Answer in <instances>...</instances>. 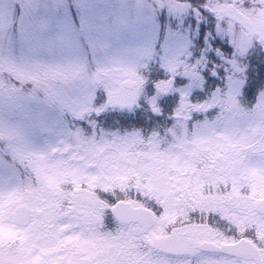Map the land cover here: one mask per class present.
Returning <instances> with one entry per match:
<instances>
[{
	"label": "rangeland",
	"instance_id": "374dc122",
	"mask_svg": "<svg viewBox=\"0 0 264 264\" xmlns=\"http://www.w3.org/2000/svg\"><path fill=\"white\" fill-rule=\"evenodd\" d=\"M207 1L214 2L220 44H238L222 94L214 77L227 58L222 51L209 58L213 43L207 38L215 39L213 30H205V48L189 63L192 33L199 34L191 28L201 14L198 1L0 0V264H87L115 244L137 254L140 264H161L172 239L182 238L181 229H164L181 217L177 211L184 204L190 211H215L214 223L237 236L245 233V224L251 232L258 227L254 237L263 246L264 261V215L255 210L264 198V86L255 98L245 95L246 68L240 61L253 43L264 57V0L242 9L234 4L239 0ZM162 16L168 27L160 42ZM157 45L162 46L160 71L150 90L144 73L158 63ZM209 63L215 66L210 92L204 82ZM127 79L137 86L123 87ZM204 91L211 93L206 100ZM142 104L154 113L147 121L158 130L144 133V122L129 114L96 116ZM161 107L168 113L164 120L157 119ZM86 112L92 115L85 116L80 130L76 120ZM8 155L25 160L24 171L35 170L40 186L22 181L19 170L6 162ZM235 160L242 162L238 174L232 171ZM233 185L235 190L212 196L197 189ZM115 188L120 189L111 194L115 199L131 197L155 211L157 224L148 234L131 225L114 229L124 235L119 243L97 236L94 225L105 204L101 195ZM20 205L41 216L34 215L27 227L14 224L11 213ZM74 226L79 230L71 231ZM82 227L89 231L84 237Z\"/></svg>",
	"mask_w": 264,
	"mask_h": 264
},
{
	"label": "flooded vegetation",
	"instance_id": "af4514ba",
	"mask_svg": "<svg viewBox=\"0 0 264 264\" xmlns=\"http://www.w3.org/2000/svg\"><path fill=\"white\" fill-rule=\"evenodd\" d=\"M199 189V188H197ZM231 191L235 190L234 187H221V188H208V194L206 196H212L213 194H219L217 191ZM199 212L201 208H196ZM214 214L208 212L207 214L198 213L196 217L182 218L181 223L170 225V227H180L174 229H181V237L173 238L174 234H171V248L167 250L162 257L161 264H254L252 260H246L243 258H237L228 254L216 251L212 248H208L206 244H215L217 246H223L226 244H233L245 237H239L227 230V228L214 223V218L205 217L213 216ZM120 226L121 230L125 225L120 224L115 219H111L110 222L107 219L100 218L99 222L94 225V231L97 236L102 240L105 238H117V242L123 240L124 235L115 234L114 229ZM156 227V226H155ZM154 227V228H155ZM220 229H219V228ZM84 234H80L84 237L88 234V228L84 227ZM221 230V231H220ZM171 229L168 230L169 233ZM222 235H220V233ZM233 237V239L228 238ZM249 241L251 239L247 237ZM246 238V239H247ZM252 242V241H251ZM94 251H86L84 253H93ZM103 254V258L101 256ZM141 255V254H140ZM99 256L100 259L93 262V258ZM87 264H140V259L137 254L133 252L124 251L118 244H115L113 249L100 251L96 255H92L87 260ZM147 264V262H144Z\"/></svg>",
	"mask_w": 264,
	"mask_h": 264
},
{
	"label": "trees",
	"instance_id": "16d2710c",
	"mask_svg": "<svg viewBox=\"0 0 264 264\" xmlns=\"http://www.w3.org/2000/svg\"><path fill=\"white\" fill-rule=\"evenodd\" d=\"M195 1H198L197 4H199V6H200L201 14H200L199 19H195L191 25L192 29L199 30V34L196 37L194 36V33H192V38H191L192 46L189 49V52L192 54L191 63L193 62V60L196 61L199 59L201 50L203 48H205V39L203 38L205 35V30H213L212 32L215 33V35H212V36H215V39L211 36H209L207 38L210 42L213 43L211 45V47H212L211 51L209 52V58L215 59L219 51H222L227 58L224 60L225 63L220 62V64L218 65V68H219L218 73H217L218 76L214 77L215 79H217L219 81V86H220V91H221L219 93L222 94V91H223L222 83H223V78H224V74H225V69L227 66L229 67L228 61H231L233 59H237V57H238V44H236L234 46H228L229 45L228 41L220 44L219 35H222V34L220 32L215 31V28H213L216 20L214 19V17H212L211 5L214 2H209L207 0H195ZM254 1L255 0H239L237 3H234V4L237 5V8L242 9V7H248L251 4V2L253 3ZM216 3H221V2L218 1ZM257 3H259V2L258 1L254 2V4H257ZM167 22H168L167 17L162 16L161 17V25L159 26V35H158V38L159 37L161 38L158 40L160 42H163L164 38L166 37L167 27H168ZM185 22L188 23L187 21H185ZM232 37H233L232 39L235 40V37H238L237 33L233 34ZM226 40H228V39H226ZM161 49H162V46L157 45L154 60L158 61V64H156V62L151 64V67H152L151 72L148 75L150 83H154L157 81V79H155L154 75L156 73V69H158L157 65L159 66V59L158 58H160ZM220 57H222V56H220ZM261 58H262V55H261L260 47L258 46L257 43H253L250 50L246 53L245 57H243V59L240 60L241 64H243V66L246 68V71H244L242 74V82L244 84L242 85L241 89H243V92L245 93V95L251 94L254 98L259 92H261L263 90V86H264V80H263L264 79V68L261 65L262 63H258V62H263L262 60H264V57H263V59H261ZM259 59H261V60H259ZM209 64H211V65H210V69H208V74H205V72L207 71V68L205 70H202V67H201V70L204 72L205 77H206V78L204 77L205 78L204 82L208 81L207 91L210 92V85H211V80H212V71H213V68L215 66H213L212 63H209ZM209 94H211V93L207 94V92L204 91L203 97L201 99L206 100L209 97ZM197 101H199V99H197ZM168 106H170V104ZM162 108H164V107H161V111L158 112V115H157V119H159V120L166 119V117L168 115L167 111H163ZM144 111H143L142 115L137 116V118H138L137 121H139V122L142 121L145 124L142 128V131L147 134L148 129L150 130L149 132H151V129H153V128H154V130L155 129L158 130V127L152 123V120L147 121V115L148 114H154V113L147 110L146 107H145ZM111 120H121V118L114 117V118H111ZM4 145H5V143H4ZM7 154L8 153H6L5 155H7ZM9 157H10V155L7 156V160ZM10 163H13L14 165H16V168L19 170V172L26 174L25 172H23L24 169H23V165H22L21 161H16L13 158H11ZM19 175H22V174H19Z\"/></svg>",
	"mask_w": 264,
	"mask_h": 264
},
{
	"label": "water",
	"instance_id": "95a60500",
	"mask_svg": "<svg viewBox=\"0 0 264 264\" xmlns=\"http://www.w3.org/2000/svg\"><path fill=\"white\" fill-rule=\"evenodd\" d=\"M122 85L125 88L133 89L137 86V83L132 80H125ZM242 163L235 161L233 164V172L235 174L240 173ZM256 209L259 212L264 213V199L261 200ZM113 214L123 223H139L143 231H147L155 223L154 214L144 208H134L127 202L120 201L113 208ZM31 210L26 206L18 207L13 213V219L16 223L27 225L31 220ZM222 250L232 255L243 256L246 258H252L259 261V254L256 249L246 241H241L235 245L224 246Z\"/></svg>",
	"mask_w": 264,
	"mask_h": 264
}]
</instances>
